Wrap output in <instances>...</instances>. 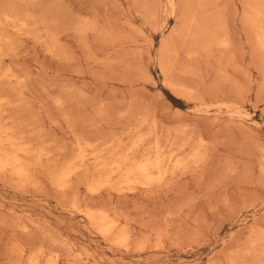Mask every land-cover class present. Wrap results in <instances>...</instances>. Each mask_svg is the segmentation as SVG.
Returning a JSON list of instances; mask_svg holds the SVG:
<instances>
[{
	"label": "rangeland",
	"instance_id": "obj_1",
	"mask_svg": "<svg viewBox=\"0 0 264 264\" xmlns=\"http://www.w3.org/2000/svg\"><path fill=\"white\" fill-rule=\"evenodd\" d=\"M43 2V5L45 2L46 5L38 7L40 11L49 12V8L51 10L56 8L54 12L50 11V14L52 13L55 18L53 19L57 24V32L61 37L59 49H56L55 54L50 53L45 48L32 44L34 43L31 42L32 40H26L24 46L20 45L21 49L18 47L17 54L18 56L19 52L22 54L18 60L24 67L23 70L37 79L36 81L32 78L34 85L32 88L36 86L32 90L34 92L36 89L32 96L33 98L37 96L35 97L37 102H43L41 105L36 104L37 107L41 106L38 110L50 114L49 119L54 121L52 123L50 119V124L43 115V118L45 117L42 119V122H45L43 131L48 135L46 136L48 139L61 141V143L56 141L60 143L59 145L68 143L66 124L62 119L60 120L61 113L55 111L48 104L50 102L44 100L46 99V95L43 94L44 89H48L45 93L51 94L52 97L63 94L62 91L67 89L64 92L70 91L72 97H76L77 105L80 97L78 98L76 94L81 93L79 96L85 94L89 115L92 114L93 108L99 105L105 110L107 114L105 122L111 126L104 125L102 129L104 138L113 131L115 134L119 129L121 112L148 108L147 111L153 112L163 131L181 124L192 128L195 138L201 135L208 149L206 156L208 161L205 162L204 168L202 167L203 171L201 168L199 173L176 182L175 186L172 184L174 187L166 185L168 187L156 188L149 193L142 189L134 192L126 190L121 194L112 190L110 193L105 192L100 201L95 202L97 205L104 204V207H110L108 209L115 210L119 215L122 213L121 216L130 220L129 224L134 228L130 242L134 240L135 247L140 243L145 247L141 246V249H137L133 244L130 250L127 249L129 252L120 247L111 248L79 216L68 219L67 215L60 211L56 196L47 187H42L35 193L30 190L28 192L23 190L27 193H22L20 190L13 191L10 187L0 184V208L2 204L5 207L2 206L1 210L15 209L17 212H22L25 208L28 210L31 207L40 217L51 220L49 222L53 224L55 222L62 224L63 220L66 223H63L66 226L62 224L63 231L67 232L74 245L76 243V248L78 245L81 246L78 249L91 253L90 264H228L230 260L239 264H251L250 260H246L240 254L248 250V241L253 235V229L260 228L264 231V187H262L264 174L260 172L262 161L264 165V56H261L264 54L259 51L256 53L258 50L256 39L253 41L255 34L249 19L251 5H264V0H174L175 10L172 12L168 0H49L50 3L58 5V7L52 5L53 9L51 7L53 3L50 4L48 0ZM80 19L93 23L94 30L86 37H81L72 30L75 24L81 22ZM225 34L229 37L220 40V37H226ZM223 41H227L225 46L220 44ZM169 50L172 52V59L177 63H174L177 70L174 71L175 79L172 77V80L174 79L175 83L178 81L176 84L181 87L196 90L201 100L207 105L214 106L212 108L209 105L208 112L204 109L206 114L204 112L198 114L199 103L178 97L166 87V78L162 75L159 65L163 61L166 62V52H170ZM38 82L39 85L42 83L40 85L42 89L37 86ZM42 85L45 86L44 89ZM216 98L229 105H240L238 107L243 111L244 117H229L225 113L218 114L217 111H213L217 110V106L211 99L215 101ZM209 100L211 103H208ZM219 100L216 102H220ZM44 101L48 103L44 105ZM195 104L198 105L194 106ZM150 112L149 114H152ZM153 114L151 116H154ZM227 123L228 125L230 123V127ZM112 125L116 129L112 128ZM119 125L121 126L120 122ZM240 130H243L241 136ZM117 134L119 135L120 132L117 131ZM247 152H250L251 156ZM258 158L260 160H257ZM256 160L259 162H255ZM224 162L228 163L224 164ZM243 170H246V174ZM255 177L263 178L259 179L260 184ZM210 181L212 184H209ZM258 195L260 198H257ZM136 221L137 225H135ZM194 230H198L197 236L193 235ZM187 232H190V235ZM157 233H160L159 239L156 237ZM9 234L8 231H0L2 244L6 242ZM119 249L123 251L120 252Z\"/></svg>",
	"mask_w": 264,
	"mask_h": 264
},
{
	"label": "bare ground",
	"instance_id": "obj_2",
	"mask_svg": "<svg viewBox=\"0 0 264 264\" xmlns=\"http://www.w3.org/2000/svg\"><path fill=\"white\" fill-rule=\"evenodd\" d=\"M42 1L43 0H0V184L6 185V187H10V189H12L13 191L20 190L22 193H27L29 190L32 193H35L36 190L42 187L49 188L53 192V194L56 196L57 205L61 209L60 211L66 214L68 219L70 218L72 219V217L74 216H79L88 225V227L90 229H93L94 233L98 234L103 240H105L104 242L108 243L111 248L116 247L118 249V247H120V248L125 249L127 252H129V250L131 249L130 246L134 244V240L132 241V243L130 242L131 234H133V230H134V228L131 227V225L129 224L130 220L123 217V215L121 216L122 213H120L119 215L115 210L108 209L110 207L106 208L104 207L105 206L104 204H102L103 206L100 204L101 205L100 206V205L95 204V202L98 200L100 201L102 195L105 192L110 193V191L112 192V190L115 192L117 191L119 194H121L122 192L126 190L134 192L135 190L139 191V189L148 191L149 193V191L152 192V190L156 188L162 187L163 189V187H168L166 185H171L172 187L174 184H176V182L181 181L182 179L187 178L195 173L197 174V172L199 173V170H201L202 167L204 168L205 162L208 161V159L206 160V156L208 153L207 146L205 145L204 139L201 135H197L196 136L197 138H195L193 134L194 132H192V128H189L187 125L182 126L180 124L181 125L180 126L179 121L177 123L179 126H176V127L173 126L171 127L172 129H170L169 127V129H166L165 131H163L161 129L162 127L159 126V123L156 120L157 118L155 117L153 112L151 111L154 116H151L152 114H149L150 111H147L148 108L147 110L138 109L134 111H126L124 113L121 112L122 114L119 112L120 113L119 122L121 126L119 125V122H118V126L120 130L117 128L118 129L117 131L118 133L120 132V134L116 135L117 131L115 132V134L113 131L111 132V134H108L109 137L108 135L105 134L106 135L105 138H107L105 139L103 136L104 133H102V129L103 127H105L104 125H108V123L106 124L105 122L107 114L104 112L105 110H102V107L100 105L93 108L92 114L89 115L88 114L89 108L85 103L87 99L84 98L86 97L85 94L84 96H79V94L81 93L76 94L78 95V98L80 97L79 101L81 102V103L78 102V105H77V102L75 103L76 97L75 98L72 97L70 91L64 92V91H67V89L62 91L63 94L57 95V97L55 96L56 97L55 98V97H52L51 94L47 95L48 93L46 94L45 91H47L48 89L47 90L46 88L44 89L45 86L42 85L44 89V93L43 92L42 93L46 95V99L44 100L45 101L47 100L48 102H50L48 103L44 101V105L45 103L46 104L48 103L50 106H52V108L55 111L61 113L60 120L62 119V122L64 121L66 124L67 138L66 137L65 138L67 139L68 143L64 145H59L61 141L56 140L60 142V143H57L53 139H50V138L48 139L47 138L48 135L44 134L45 131H43L45 122L44 121L42 122V119L46 117L45 120L49 121L51 119V118L49 119L50 114L48 113L45 114L43 110H38L39 108H41L40 105L43 102H41L40 100L39 101L41 103L37 102L36 100L37 96L35 95L34 98L32 96L34 95L33 93L36 90L35 89L34 92L32 91L33 88L36 87L35 86L32 88V86H34L32 85V78L34 79V77L30 76V73H27L23 70L24 67L18 60V58H20L22 54L20 52H19V56L17 54L18 47H20L21 49L20 45L24 46V41L26 40L27 41L32 40L31 42H34L32 44L34 45L36 44L39 47L45 48V50H47L50 53L54 52L55 54V52L57 51L56 49L57 48L59 49V42H60L61 37H59V34L57 32L58 30L56 27L57 24L54 21L55 18L54 16H52L53 15L52 13L50 14V11L54 12L56 8L54 10H51L49 8L50 10L49 12L40 11L37 8L40 6L46 5V2H45V5H43L44 2L42 3ZM168 1H169L168 3L169 8L171 9L170 12H172L173 10H175L174 0H168ZM53 2L56 3L55 1ZM54 3L51 4V7L52 5L58 7V5H55ZM251 6L252 7L250 10L249 21H250V24L252 25V28L255 34V38H253V41L254 39H256V44H257V49H258L256 53L260 52L264 54V5H259V6L251 5ZM48 7L49 6H47V8ZM195 20H193V22ZM79 21H81V19ZM90 22L89 20L88 21L83 20L81 22H78L77 24H75L72 30L74 31L75 34L81 37H86L89 32L94 30V26L92 25L93 23H90ZM70 24H71V21H70ZM94 32H92V34ZM60 35H61V32H60ZM219 36L220 34H218L217 37ZM228 37L227 36L223 38L220 37V40L224 38H228ZM226 42L225 41L221 42L220 43L221 46H225ZM82 44L85 45V43H82ZM261 56H264V55H261ZM172 58H173L172 52L167 51L166 52V62L163 61L164 63L161 62V65H159L162 75L164 76V78H166L165 80L166 87L178 97L186 98L188 100L190 99V101L192 100L191 102L196 101L197 103H199V110L195 107L199 111V113L195 109L196 112L200 115L202 112L206 114L209 111L207 109L208 107L211 106V104L207 105L203 100H201L200 95H198V92L196 90L188 88V87L187 88L181 87L180 85L176 84L178 81L175 83V80H174L175 77L173 75L175 74L174 71L177 69H175L176 66L174 65L176 61H174ZM172 77H174L173 80H172ZM40 85L38 82L37 86L40 87ZM194 86L196 87V85ZM54 88H56V86ZM74 91L77 92V90H74ZM242 92L244 93V91ZM48 96H51V98ZM208 96L206 97L208 98ZM211 100H212V103L214 102L213 104L217 106V110H213V111H217L216 113L218 114L225 113L229 117H234V116H237L236 118L244 117L243 111L241 110L240 107H238L240 105L238 106L234 104L229 105L223 102L222 100L220 101L218 98H216V100H219L220 102L218 101L216 102V100L214 101V99H211ZM211 100H209L208 103H211ZM37 103L40 104L39 107L36 106ZM197 105L198 104H195L194 106H197ZM211 107L213 108L214 106H211ZM43 108L44 106L42 107V109ZM73 114H74V117H73ZM43 115H45L44 118H43ZM213 115H215V113ZM50 121H52V123L54 122L52 119ZM117 121H116V124H117ZM108 126L110 127L111 125L109 124ZM113 126L114 125H112V128H115V126L114 127ZM244 127L245 126L243 125V128ZM46 129L47 128L45 127V130ZM232 129L234 130V127H232ZM248 130L249 128H247V131ZM241 131L243 130H240V136H241ZM109 133H110V130H109ZM243 134L245 135V133ZM250 138L252 137L250 136ZM245 145H246V142L244 146ZM239 146H242V145H239ZM255 148L257 149V147ZM247 153L249 155L250 152H247ZM254 155L256 156L255 153ZM257 160H260V159L258 158ZM257 160L255 162H259ZM262 162L260 164L261 165L260 172L264 174V165L262 164ZM227 163L224 162V164H227ZM249 165L250 164H248V166ZM243 166H246V165H243ZM203 168H202V171H203ZM241 168L240 170H242ZM243 168L246 169L245 167ZM234 170L235 168L233 169V171ZM245 171L243 173H245ZM249 174H250V171H249ZM246 177L248 178V175ZM258 177L259 176L257 175V178ZM222 178H223V175H222ZM259 179H256V180H258V183L260 184L261 183L260 180H262L263 178H261L260 180ZM209 180L207 181V183L209 182ZM211 181L209 184H212ZM262 187H264V185ZM82 188L83 190H81ZM23 190H27V192L26 191L23 192ZM145 191H143L144 192L143 194H145ZM163 193L166 194L165 192ZM169 193H171V191ZM154 194L155 193H153V195ZM250 195H252V193ZM257 198H260V196ZM245 202L246 201H244V203ZM3 205L4 204L1 205V208ZM211 206L213 207V205ZM1 208H0V217L2 218H0V231L5 230V231H8L10 234L7 237V240L4 244H2V242L0 241V264H90L89 258H91L90 257L91 253H89V251L87 252L85 250L78 249V247H81V246L77 245V248H76L75 246L76 243L74 242V240L72 239L75 245L72 243V241L68 237L67 232H64L65 230L63 231L62 224L65 223L63 222V220H62V224L61 222L60 224L59 222L57 223L55 222L56 224L55 223L53 224V222L52 223L49 222L51 220L48 221L45 218L40 217L39 214L36 213L35 210L32 209L31 207H29L30 209L28 210H26L25 208V210L22 212H17V210L11 209V208H10L11 210L9 211H4L3 209L1 210ZM5 217H7V219ZM65 224L63 225L66 226ZM205 224L206 222L204 221V225ZM135 225H137V221ZM255 227H256V224H255ZM161 229L165 231V229L162 228V226H161ZM208 230L210 229L208 228ZM194 231L195 232H192V233L195 236L198 230L197 231L194 230ZM263 232L264 231H262L260 228L256 230L253 229V235L250 237L248 241V247H249L248 250L246 249L247 251L240 254V256L242 255L246 260L247 259L250 260L249 262L251 264H264V235H263L264 233ZM152 233L153 232H151V234ZM188 234L190 235V232ZM193 235L191 236V238H193ZM200 236H201V233H200ZM156 237H158L159 239L160 233H157ZM175 241H178V240H175ZM138 242L140 243V241ZM142 244L141 243L136 244L137 249L140 248L141 246H144ZM179 245H181V242ZM133 247H135V244ZM119 250L121 252L122 249H119ZM245 262L247 263V261ZM228 264H239V263L235 262L234 260H230Z\"/></svg>",
	"mask_w": 264,
	"mask_h": 264
}]
</instances>
